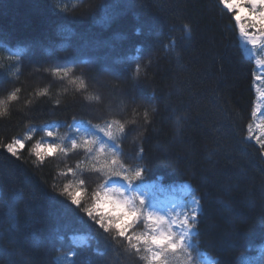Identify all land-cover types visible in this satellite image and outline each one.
Returning <instances> with one entry per match:
<instances>
[{
	"label": "trees",
	"instance_id": "trees-1",
	"mask_svg": "<svg viewBox=\"0 0 264 264\" xmlns=\"http://www.w3.org/2000/svg\"><path fill=\"white\" fill-rule=\"evenodd\" d=\"M232 16L219 0H0V99L20 89L0 117V144L37 127L19 159L0 147V264H55L71 252L74 264H143L59 194L82 178L91 196L101 182L81 172L90 167L83 151L41 165L28 150L37 140L67 145L112 119L126 122L127 135L116 142L125 167L147 168L134 186L155 184L146 204L187 185L188 198L199 201L194 243L201 252L220 264L259 256L264 155L254 138L245 139L247 125L255 128L259 69ZM56 67L72 71L61 78ZM69 168L75 175H65ZM13 197L16 228L5 215Z\"/></svg>",
	"mask_w": 264,
	"mask_h": 264
},
{
	"label": "snow or ice",
	"instance_id": "snow-or-ice-1",
	"mask_svg": "<svg viewBox=\"0 0 264 264\" xmlns=\"http://www.w3.org/2000/svg\"><path fill=\"white\" fill-rule=\"evenodd\" d=\"M219 3L229 13H233L232 19L235 21L241 41L251 46L249 51L264 49V0H219ZM241 13L245 15L242 16ZM183 30L189 31V25H183ZM259 63L264 68V61ZM52 71L61 78H67L72 69L56 67ZM255 79L264 80V76H256ZM70 83L75 84L77 90H84L86 87L83 79H73ZM19 92L20 89L16 88L8 93L6 99H0V117L8 115L9 105L18 100ZM36 95L39 97L47 93L37 92ZM260 97L264 100V92L260 93ZM258 112L261 123L257 124L256 128L264 134V111L254 107L251 115L257 117ZM148 117L149 114L145 111L146 124L149 123ZM92 128L95 131L86 136L79 139L69 138L67 145L37 140L28 149L35 157L33 163L41 165L47 158L56 155L67 156L78 151L86 154L90 167L81 169V172L89 171L99 177L101 182L97 189L88 196L86 181L81 178L72 183H65L59 194L65 196L70 204L79 209L103 234L123 246L127 255L138 258L143 264H178L181 258H185L189 264H220L218 259L208 258L207 254L201 252L194 243V239L199 236L198 199L193 197L191 201V204L196 205L195 208L186 204L185 210L174 212L173 209H168L161 212L151 204H146L142 196L133 193V182L141 179L147 168H137L129 172L125 167L123 153L116 142L127 135L126 122L112 119L103 127L92 125ZM39 130L43 131L46 137L52 138L56 135L47 125H40ZM36 131L37 127L33 126L23 139L16 137L9 143L0 144V147L12 157L19 159L20 152L26 147V141H31ZM247 133L245 139L255 138L262 149L260 154L264 155V138L254 132L252 123L247 125ZM77 168H80L79 164ZM68 174L75 175V170L69 168L65 175ZM5 206L6 219L12 228H16L18 221L16 198L9 199ZM140 225H143V230L138 231ZM236 237L237 234L233 233L231 239L225 240L224 244L230 245ZM70 243L74 247L78 246L76 236L70 237ZM84 243L86 242L82 241V244ZM57 251L60 252L59 249ZM75 255V252L61 253L56 257L55 264H74ZM100 255L103 256L104 253ZM251 264H264V250Z\"/></svg>",
	"mask_w": 264,
	"mask_h": 264
},
{
	"label": "rangeland",
	"instance_id": "rangeland-1",
	"mask_svg": "<svg viewBox=\"0 0 264 264\" xmlns=\"http://www.w3.org/2000/svg\"><path fill=\"white\" fill-rule=\"evenodd\" d=\"M241 15H245V13H241ZM241 47L243 51L252 58L258 66L259 76H264V68L260 66V61H264V49L257 48L255 50L249 51L250 45H246L241 41ZM264 92V80H259L258 85V98H257V108L261 111H264V100L261 99L260 93ZM261 123L259 112L256 117V123L254 132L257 135H260L261 138H264V134L260 132L259 129L256 128V125ZM22 139V138H21ZM256 141V139L254 138ZM44 142H50L48 139L43 140ZM155 191V184H143L139 186L133 187V193L137 196H142L145 199V202L150 199V193ZM162 191V190H161ZM190 189L188 186H182L178 189L165 190L162 195H154V199H152V206H155L161 212L167 211L168 209H173L175 211L185 210V205L188 204L190 207L195 208L196 205L191 204L192 197H189Z\"/></svg>",
	"mask_w": 264,
	"mask_h": 264
}]
</instances>
